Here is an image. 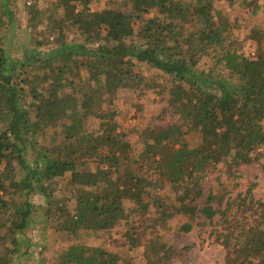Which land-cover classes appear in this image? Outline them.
Instances as JSON below:
<instances>
[{
	"label": "trees",
	"instance_id": "1",
	"mask_svg": "<svg viewBox=\"0 0 264 264\" xmlns=\"http://www.w3.org/2000/svg\"><path fill=\"white\" fill-rule=\"evenodd\" d=\"M100 1L31 0L29 40L13 56L19 7L0 0V264L21 262V235L38 212L56 234L77 240L52 264H122L82 235L111 234L136 216L168 230L177 215L212 225L225 264H264V202L228 191L198 203L219 164L233 175L264 158V30L251 29L257 53L246 56L217 0H105L95 9ZM226 1L253 5V14L261 8V0ZM142 66L171 78L167 101L178 118L147 127L137 151L113 106L119 91L150 87ZM187 133L201 142L191 147ZM166 184L175 198L158 192ZM170 252L152 239L146 264H166Z\"/></svg>",
	"mask_w": 264,
	"mask_h": 264
},
{
	"label": "rangeland",
	"instance_id": "2",
	"mask_svg": "<svg viewBox=\"0 0 264 264\" xmlns=\"http://www.w3.org/2000/svg\"><path fill=\"white\" fill-rule=\"evenodd\" d=\"M43 1V0H39ZM53 0H45L46 2ZM105 0L98 3L94 2L95 9L104 6ZM261 8L258 13L253 14V5H248L246 8L240 9L230 6L226 0H217L222 12L235 23V31L238 43L243 48L246 56L256 55V43L249 38V33L254 26H258L264 30V0H261ZM31 0H16L19 13L16 23L13 25L11 34L9 35L12 41L11 49L13 56H20L18 50L20 41H28V30L25 27L29 24V15L27 9ZM47 3V4H48ZM46 4V5H47ZM21 25V27L19 26ZM47 26V25H46ZM69 30L68 33H71ZM75 36L76 34H72ZM143 72L147 83L150 87L144 92H140L138 88H126L119 91L114 97V108L119 111L117 120L123 126L126 138L130 141L133 147L140 151L141 133L149 126L158 124H167L177 120L178 116L174 115L168 106L167 90L171 86V78L159 70L149 69L147 66H142L140 69ZM145 86V84L143 85ZM106 99H112L107 96ZM98 120L94 119L89 123L96 126ZM264 124V122H263ZM93 128V127H92ZM184 138L191 147L197 146L202 136L200 133H187ZM262 151V150H261ZM94 167L95 164L91 163ZM264 158L259 162L242 165L235 174L231 175L227 172V167L224 163L219 164L215 169H212L208 176L203 180V194L198 198L200 208H203L210 195H221L228 191L235 196L240 193L249 191L254 201L264 202ZM62 189H66V185L62 184ZM162 195H169L172 199L175 198V193L170 184H166L162 190L158 191ZM154 194V192H152ZM229 196V194H228ZM35 201L44 202L43 198L36 195ZM128 209L135 205L128 199L125 200ZM41 214L38 212L36 222L31 228L21 235L25 241L22 246V260L16 264H44L43 260L52 264L57 258L58 253H63L71 243L77 242L76 238L67 239L62 235L56 234L51 223L47 225L41 220ZM135 219V220H134ZM131 219L130 224L121 221L114 228L111 234L101 231L98 235L86 234L82 235V241H86L90 246H101L105 250L112 251L122 258V264H146L147 259L145 250L150 240L161 238V241L171 247V252L166 264H225L226 249L217 241L215 235L211 234L213 229L211 224L201 225L197 221H191L188 216L177 215L169 221L170 228L153 229L149 228L151 221H146L143 224L140 216ZM132 220L134 224H132ZM185 223H192L193 227L189 232L181 231L179 227ZM142 225V226H141ZM141 228L139 229V227ZM159 236V237H158ZM130 237L135 239V243H130ZM126 243V244H123ZM28 248V249H27ZM27 250V251H26ZM125 258L130 262H126Z\"/></svg>",
	"mask_w": 264,
	"mask_h": 264
}]
</instances>
